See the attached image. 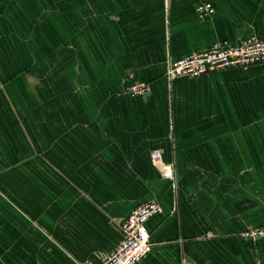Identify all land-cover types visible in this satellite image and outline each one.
<instances>
[{
    "label": "crops",
    "instance_id": "1",
    "mask_svg": "<svg viewBox=\"0 0 264 264\" xmlns=\"http://www.w3.org/2000/svg\"><path fill=\"white\" fill-rule=\"evenodd\" d=\"M249 36L264 0H0V264H99L149 201L140 264H264V64L165 77Z\"/></svg>",
    "mask_w": 264,
    "mask_h": 264
},
{
    "label": "built area",
    "instance_id": "2",
    "mask_svg": "<svg viewBox=\"0 0 264 264\" xmlns=\"http://www.w3.org/2000/svg\"><path fill=\"white\" fill-rule=\"evenodd\" d=\"M197 11L203 16L214 13L210 5H202ZM261 64H264V41L255 36H249L235 44L217 42L205 50L169 62L165 77L168 81L176 78L194 80ZM128 93L135 97H147L150 94V88L147 84L136 83L128 89ZM150 158L163 179L173 182L174 173L170 166L162 162L161 156L152 154ZM160 214L161 208L156 201L145 202L136 207L120 223L121 238L118 246L110 253L103 255L99 264H140L152 252L151 238L146 228L147 222ZM240 237L246 242L256 244L264 238V229H250Z\"/></svg>",
    "mask_w": 264,
    "mask_h": 264
}]
</instances>
